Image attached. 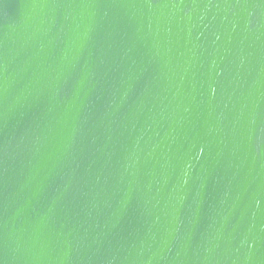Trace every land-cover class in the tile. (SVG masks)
Instances as JSON below:
<instances>
[{
	"label": "water",
	"instance_id": "1",
	"mask_svg": "<svg viewBox=\"0 0 264 264\" xmlns=\"http://www.w3.org/2000/svg\"><path fill=\"white\" fill-rule=\"evenodd\" d=\"M0 264H264V0H0Z\"/></svg>",
	"mask_w": 264,
	"mask_h": 264
}]
</instances>
